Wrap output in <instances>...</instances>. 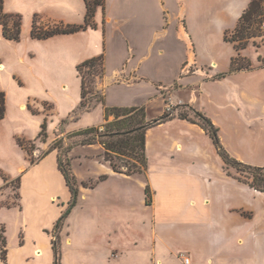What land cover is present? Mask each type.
Returning a JSON list of instances; mask_svg holds the SVG:
<instances>
[{
	"label": "crops",
	"instance_id": "1",
	"mask_svg": "<svg viewBox=\"0 0 264 264\" xmlns=\"http://www.w3.org/2000/svg\"><path fill=\"white\" fill-rule=\"evenodd\" d=\"M250 2L105 0L104 7H98L94 13V29L37 40L30 34L34 16L43 24L80 25L85 19V0H3L4 13L20 16L24 26L19 41L14 42L3 37L0 25V42L12 45L17 63L27 68L31 78L41 83L51 96L43 102L54 107L56 103L57 111L61 103L56 96L52 98L54 94L69 102L68 111L79 105L81 83L76 66L103 55L105 71L97 89L103 92L106 106H143L147 113L160 101L163 114L174 104H166L161 89L172 85L153 78L145 64L155 53L163 56L170 50V39L174 36L183 45L188 65L195 63V75L200 78L187 88L196 86L202 96L211 89L209 99L230 116L229 128L219 131L224 148L239 161L264 166V52L254 62L241 50L240 56L251 62V68L230 73L231 60L238 52L232 43L224 40L225 33L235 29ZM191 53L194 54L192 62ZM7 73L24 86V79L16 72ZM220 75L224 76L219 78ZM182 87L179 85V89ZM98 106L102 110V115L96 114L100 121L95 119L91 124L98 126L112 121V116L105 120L101 105L94 109ZM24 108L22 103L19 111L24 112ZM57 115L64 118L69 112H57ZM7 118L6 111L0 122V187L5 185L3 180L16 179L27 166L19 164L11 155L12 145L17 154L22 152L17 141L24 142L26 137L10 132ZM173 120H179L184 128H150L146 132V179L152 191V203L145 205L143 194L139 205L151 212L154 226L159 222L172 229L181 228V251L186 252L191 264H264V192L252 189L224 171L219 156L216 160L211 157L208 147L212 142L202 128L186 120ZM155 131L158 132L154 134ZM152 148L155 158L149 152ZM245 150L251 160L246 159ZM55 159L57 166V154ZM103 164L102 175L107 179L94 188L82 190L80 196L91 195L111 179L131 181L138 177L115 173L107 163ZM130 211L131 215L126 218L121 215L120 222L111 224L115 245L111 247L110 258L106 257L108 261L124 258L123 248L119 246L124 231L130 230V223L135 220L132 214L136 209ZM192 226L195 231L188 232ZM158 241L159 251L164 247L165 254L171 255L175 239L160 237ZM66 243L72 244V241L66 239ZM157 245L154 234L152 264L162 262ZM104 262L100 258L90 260L89 264Z\"/></svg>",
	"mask_w": 264,
	"mask_h": 264
},
{
	"label": "rangeland",
	"instance_id": "2",
	"mask_svg": "<svg viewBox=\"0 0 264 264\" xmlns=\"http://www.w3.org/2000/svg\"><path fill=\"white\" fill-rule=\"evenodd\" d=\"M23 26L21 21V27ZM260 30V33L256 32V34L264 33L262 29ZM263 41L264 36L252 38L243 49L254 62L261 52H264ZM170 42V50L163 56L155 53L151 61L145 64L147 71L153 78L171 83L172 86L169 88L161 89L166 104H174L172 108L177 107L176 112L183 113L195 121L197 119L189 108L202 111L218 129L219 135V131H222L220 128L223 130L229 128V114L218 109L209 99L211 89L202 96L196 86L187 88L200 80L195 75V63L188 65L183 45L178 44L174 36ZM17 58L12 45L0 42V64L3 65H0V72L6 69L5 72L0 73V87L6 98L7 126L13 134H22L26 137L20 155L16 153L14 145L11 146L10 152L15 161L27 165L16 179L3 180L5 185L0 187V236L4 238V246H0V264H54L56 258L59 264H89L90 260L95 261L100 258L102 262L105 259L106 264H152L151 248L154 234L157 239V249L160 237L175 239L171 255L165 254L167 252L164 247L160 251L158 249L162 259L160 264H180L182 257H188L186 252L181 251V242H183L180 239L181 228L172 229L159 222L154 226L151 212L139 205L144 194L143 184L148 185L147 171L144 174L132 175L140 178L136 177L131 181L111 179L91 195L78 194L76 201L72 200L71 193L57 170L55 154L59 153L63 159L70 160L79 193L84 189H91L85 188L83 184L94 183L102 176L105 168L101 157L102 148L99 145H77L82 137L76 136V133L89 127L102 128L103 124L98 126L91 124L95 119H100L96 114L102 115L101 107L77 112L74 115L73 111L77 108L72 112L68 111L69 102L54 94L52 98L55 99L56 96L61 103L60 110L57 111L54 101L50 102L55 103V107L43 102L51 96L41 83L31 78L27 68L17 63ZM190 58L192 62L193 53L190 54ZM112 65L115 63L113 62ZM7 71L16 72L21 76L25 81L24 86L19 85L16 79L10 78ZM84 77L88 86L92 76L84 74ZM94 80L95 89L98 91L97 84L101 80L97 78ZM179 85L183 87L179 89ZM192 92L197 95L194 96ZM28 97L39 100H28ZM22 103L25 104L24 112L19 111ZM93 104L92 102L91 105ZM66 111L69 115L63 116L64 118L57 115V112L64 114ZM162 111L163 107L158 101L147 111V121L160 117ZM112 118L114 119L113 116ZM181 124L179 120L171 119L153 128H184ZM225 134L227 135V131ZM74 143L76 145H73ZM69 145H72L70 149H68ZM210 145L211 147H208L210 155L216 160L218 156L212 143ZM149 152L155 158L154 148ZM247 155L246 153V159L251 160L252 158ZM224 171L234 178L246 180L245 174L238 173L232 168L224 167ZM133 208L136 209L132 214L135 220L130 223L132 225L130 230L124 231L121 236L124 238L119 246L123 248L124 258L108 261L106 257L110 258L111 247L115 245V234H111V224L120 222L121 215L124 218L131 215L130 210ZM184 228L182 229L186 230ZM192 231H195L194 226L188 229V232ZM66 239H70L72 244H67ZM53 242L56 243L57 254Z\"/></svg>",
	"mask_w": 264,
	"mask_h": 264
},
{
	"label": "trees",
	"instance_id": "3",
	"mask_svg": "<svg viewBox=\"0 0 264 264\" xmlns=\"http://www.w3.org/2000/svg\"><path fill=\"white\" fill-rule=\"evenodd\" d=\"M105 0H85L86 14L84 22L80 25H64V24H43L37 16H34L31 25V37L37 40H45L56 35H69L88 28L94 29L93 16L98 7H104ZM264 23V0H251L247 9L241 15L235 29L225 33L224 40L234 45L237 52L243 50L249 40L256 37L264 36L260 33L262 24ZM0 25L2 26V35L6 40L18 42L21 33V18L18 15L7 14L3 11V0H0ZM254 43V42H252ZM251 62L238 55L231 60L230 73L249 70ZM77 75L81 83L80 102L73 114L77 112L89 111L97 104L103 108L105 120L113 116L114 119L103 124L100 127H89L76 133V136L82 137L77 145L90 146L99 145L102 148L101 157L105 163L109 165L115 173L125 176L135 174H144L147 171V157L145 149L146 132L156 125H160L173 118L186 120L198 125L209 136L213 147L221 159L225 168H232L238 173L245 174L246 180L236 178L237 181L247 184L258 192H264V167H256L245 164L231 156L222 145L218 129L203 113L189 108L195 115V120H191L183 113L176 112L172 108L165 111L160 117L147 121L145 108L141 107H108L105 104V97L102 91L95 89V80H101L104 76V56L99 55L87 59L76 66ZM84 74L92 76L89 87L85 80ZM224 75H220L223 77ZM94 103L91 105V103ZM6 98L5 93L0 87V122L5 118ZM19 146L24 149V142L18 140ZM73 145H76L74 143ZM72 145L68 146L70 149ZM57 168L61 173L72 200L76 201L79 191L76 187L75 177L72 174L70 160L63 159L61 154H57ZM106 175H102L99 179L90 183L83 184L85 188H94L95 185L104 181ZM145 205L150 206L152 203V192L149 185L144 188ZM55 254H57L56 243L53 242ZM0 246H4V238L0 236ZM54 264H59L56 258Z\"/></svg>",
	"mask_w": 264,
	"mask_h": 264
},
{
	"label": "built area",
	"instance_id": "4",
	"mask_svg": "<svg viewBox=\"0 0 264 264\" xmlns=\"http://www.w3.org/2000/svg\"><path fill=\"white\" fill-rule=\"evenodd\" d=\"M261 29L264 31V23L262 24ZM180 264H191V262L188 257H182Z\"/></svg>",
	"mask_w": 264,
	"mask_h": 264
}]
</instances>
